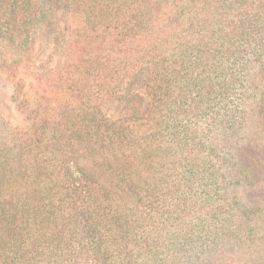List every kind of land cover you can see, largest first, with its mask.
<instances>
[{"label":"trees","instance_id":"trees-1","mask_svg":"<svg viewBox=\"0 0 264 264\" xmlns=\"http://www.w3.org/2000/svg\"><path fill=\"white\" fill-rule=\"evenodd\" d=\"M0 42L66 95L9 66L0 264H264V0H0Z\"/></svg>","mask_w":264,"mask_h":264},{"label":"rangeland","instance_id":"rangeland-1","mask_svg":"<svg viewBox=\"0 0 264 264\" xmlns=\"http://www.w3.org/2000/svg\"><path fill=\"white\" fill-rule=\"evenodd\" d=\"M70 29L71 25L67 23L65 15L61 14L59 19L60 33L68 36ZM15 53L14 49L7 50L5 44L0 42V144H6L8 140L13 138H20L25 130L26 115H24L19 101L14 98V82L8 70L10 65L15 63L18 65L17 77L24 79L28 97L33 102H37L45 96L54 98V100L57 98L66 99V95H57L52 90L54 87L52 86L51 72L58 61V56L53 48L38 53V56L29 62L31 64L26 65L24 59L20 61ZM138 90L145 94L144 88L140 87ZM143 111L145 112V110ZM108 115L119 117L115 112H110Z\"/></svg>","mask_w":264,"mask_h":264}]
</instances>
